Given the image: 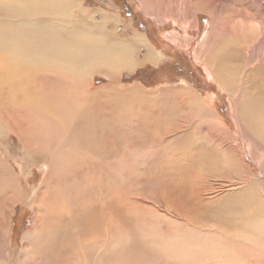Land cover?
<instances>
[{
    "label": "rangeland",
    "instance_id": "rangeland-1",
    "mask_svg": "<svg viewBox=\"0 0 264 264\" xmlns=\"http://www.w3.org/2000/svg\"><path fill=\"white\" fill-rule=\"evenodd\" d=\"M75 1L96 18L110 17L114 22L107 28L119 31L120 39L132 30L144 34L161 58L156 64L143 62L118 72L115 78L92 75L90 91L112 89L100 93L93 105L94 123H102L100 147L105 145L97 160L67 157L58 171L36 163L31 159L34 153L8 131L5 119L11 114H0V159L7 168L2 171L0 165V264H213L201 247L205 242L222 249L213 254L264 264V241L237 243L235 237L242 232L230 214L237 208L227 210L248 202L249 196L240 166L230 164L233 139L250 177L264 186V147L250 135L243 138L236 115L247 96H253L250 93L264 101V93L256 90L264 87V0ZM76 10L71 9V17ZM204 41L207 47L200 50ZM215 47L227 55L224 64L232 77L227 91L212 75ZM135 51L142 60L143 48ZM205 57L210 59L206 64ZM182 86L192 87L203 98L233 139H215L206 118L192 114L186 99L176 105L173 100L182 99L180 93L166 97L167 110L161 108L162 112L158 103L146 102L147 95L166 90L171 95ZM136 87L140 94L128 90ZM245 91L250 93L244 95ZM131 96L135 99L128 108L121 98ZM171 102L176 112H169ZM163 150L167 158L157 156ZM188 151L192 157L181 160ZM58 203L72 220L57 229L53 215L47 217L49 224L45 217ZM81 216L78 223L76 217ZM149 228L157 235L147 232ZM190 239H196L194 248L183 247L179 255L170 245Z\"/></svg>",
    "mask_w": 264,
    "mask_h": 264
},
{
    "label": "bare ground",
    "instance_id": "bare-ground-1",
    "mask_svg": "<svg viewBox=\"0 0 264 264\" xmlns=\"http://www.w3.org/2000/svg\"><path fill=\"white\" fill-rule=\"evenodd\" d=\"M73 7H77L74 18L70 16ZM112 21L110 17L103 14H100L98 18L94 17L93 14L80 9L75 0H0V114H11L12 117H6L7 120L4 116L1 118L5 119L8 131L16 134L21 143L34 153L31 159L36 163L43 162L51 170L58 171L59 167H63L66 163L67 157L71 159L77 156L76 159L84 158L91 162L100 155H104L103 147L105 145L100 147L101 143L98 140L99 128L102 123L100 122V125L94 123L92 113L95 107L93 105L99 101L100 93L110 92L112 89L103 86L90 91L92 75L100 73L115 78L118 72L133 69L140 63L156 64L160 61L161 54L153 49L144 34L132 30L131 35L120 39L122 35L119 31L114 27L111 28L114 31L107 28ZM139 47L144 50L142 60L135 56V50ZM205 47L207 44L204 41L200 45V50ZM216 49L217 47L210 59H217V63H215V70L212 66L214 71L210 70L213 71L212 75L216 82L223 90L227 91L228 86L232 84L229 68L224 64L227 55L220 48ZM215 54L218 56L216 57ZM210 59L205 57L203 61L206 64V60L209 62ZM205 66L207 69L210 68L208 65ZM128 90L140 94L138 87ZM256 90L264 93L262 86H257ZM168 91H165L166 94L157 96L147 95L146 102L158 103L157 109L162 112V109L167 110L166 97H177L176 94L180 93L182 99L177 97L173 101L176 103L186 99V104L191 108L192 114L202 113L200 116L206 118L212 135L213 131L217 134L218 137L213 135L215 139L226 136L233 139L226 127L222 126L221 119L207 108L203 98L192 87L176 88L171 90V95L168 94ZM247 93L245 91L244 95ZM249 95L252 97L247 96L248 102L240 105L236 112L240 123V134L243 138L250 135L257 139L263 148L264 105L262 102L264 101L259 100L253 93ZM133 99H135L134 96L121 98L122 104L132 108ZM175 103L169 104L170 113L176 112ZM176 105L182 104L176 103ZM127 107L125 108L127 109ZM124 121L127 122V119L124 118ZM112 133L116 138L117 135L119 136L117 134L119 131L115 130ZM233 144L228 148L230 164L240 166V173L245 175L242 184L249 189V196L248 202L240 201L237 205L228 207L227 210L237 208L236 211L230 213L232 220L236 222L242 232L241 235L235 237V241L247 245L253 243L257 245L264 241V186L258 180L250 177L246 162L234 139ZM64 145H70L68 146L70 150L65 149ZM190 151L180 155V159L187 161L189 157H192ZM163 152L165 150L161 153L158 152L157 156H162ZM162 157L167 158L166 153ZM94 162L92 163L94 164ZM0 165L1 170L7 172L1 159ZM231 189H234V186L228 187L224 191ZM42 194L46 196L48 190ZM63 206L62 203H58L55 208L52 205V210L46 212L45 224L48 223L47 217L51 215H53V219L57 220L55 223L57 229L63 222H71L72 219L67 220L66 213H63ZM102 208L104 211L105 208ZM102 211L99 213L105 212ZM76 218L79 223L83 216ZM87 220L91 222L89 218ZM53 227L55 228V226ZM146 231L157 235L154 228H149ZM231 240L234 241V238ZM195 241L196 239L180 243L172 241L170 245L179 255L183 247L194 248ZM217 245L213 242H205L201 245L204 252L208 254L205 257L211 258L213 264H243L238 257L235 259L226 255L228 259L220 253L213 254L222 250ZM252 254L258 255V253Z\"/></svg>",
    "mask_w": 264,
    "mask_h": 264
},
{
    "label": "trees",
    "instance_id": "trees-1",
    "mask_svg": "<svg viewBox=\"0 0 264 264\" xmlns=\"http://www.w3.org/2000/svg\"><path fill=\"white\" fill-rule=\"evenodd\" d=\"M178 69V71L181 73L182 72V69L179 67V68H177ZM138 76V74L136 73V74H134V76H132V79H135L136 77Z\"/></svg>",
    "mask_w": 264,
    "mask_h": 264
}]
</instances>
